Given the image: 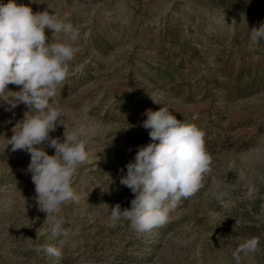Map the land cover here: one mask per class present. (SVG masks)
<instances>
[{
	"label": "rangeland",
	"instance_id": "obj_1",
	"mask_svg": "<svg viewBox=\"0 0 264 264\" xmlns=\"http://www.w3.org/2000/svg\"><path fill=\"white\" fill-rule=\"evenodd\" d=\"M16 3L79 29V52L55 104L71 110L70 127L86 128L89 159L72 185L79 202L59 215L70 233L62 257L37 254L35 245L56 241L34 199L30 154L6 140L29 109L0 100V264H235L233 251L252 237L258 250L241 264H264V40L250 44V30L264 23V0ZM45 35L51 42L53 31ZM162 106L206 132L210 170L165 225L144 234L127 221L110 227L104 204L130 208L134 195L120 177L151 142L144 113ZM63 132L58 126L50 136L63 140Z\"/></svg>",
	"mask_w": 264,
	"mask_h": 264
},
{
	"label": "clouds",
	"instance_id": "obj_2",
	"mask_svg": "<svg viewBox=\"0 0 264 264\" xmlns=\"http://www.w3.org/2000/svg\"><path fill=\"white\" fill-rule=\"evenodd\" d=\"M66 19L48 10L33 13L30 6L17 4L16 0L0 4V100L12 108L23 103L29 109L13 128V135L6 139L7 146L11 145L13 152L23 150L30 154L27 171L35 186L34 199L39 211L46 215L44 223L49 225L50 238L56 241L35 245L33 250L57 259L62 257L70 236L59 215L65 203L79 202L72 185L78 169L89 159L86 128L70 127L66 120L71 110L55 104L57 90L64 87L70 62L79 52L75 46L79 29ZM45 29L53 31V38L62 33L63 40L52 38L47 42ZM261 40L264 23L250 30L251 45ZM9 84L20 90H8ZM88 111L85 105L82 112ZM144 115L147 118L141 126L149 130L151 142L139 146L119 181L134 195L130 208L121 209L119 203L112 207L104 204L110 213V227L127 221L138 234L165 225L178 203L201 188L212 162L203 129L178 120L167 106L157 111L148 109ZM58 126L64 127L63 140L50 136ZM45 144L54 149L53 155L38 147ZM259 243V238L252 237L239 244L232 253L235 264H241L242 255L255 253Z\"/></svg>",
	"mask_w": 264,
	"mask_h": 264
}]
</instances>
